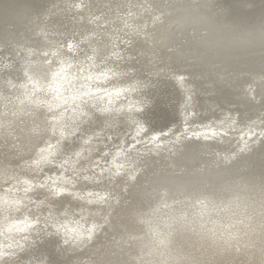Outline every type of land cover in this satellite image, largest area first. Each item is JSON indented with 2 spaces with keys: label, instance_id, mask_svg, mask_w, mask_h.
Wrapping results in <instances>:
<instances>
[{
  "label": "bare ground",
  "instance_id": "obj_1",
  "mask_svg": "<svg viewBox=\"0 0 264 264\" xmlns=\"http://www.w3.org/2000/svg\"><path fill=\"white\" fill-rule=\"evenodd\" d=\"M0 264H264V0H0Z\"/></svg>",
  "mask_w": 264,
  "mask_h": 264
},
{
  "label": "rangeland",
  "instance_id": "obj_2",
  "mask_svg": "<svg viewBox=\"0 0 264 264\" xmlns=\"http://www.w3.org/2000/svg\"><path fill=\"white\" fill-rule=\"evenodd\" d=\"M187 128V129H186ZM190 128V126H188V127H184V126H179L178 127V130L179 131H177V129L175 130V131H177V132H179L180 134H185V132L186 133H188V129ZM183 129V131H181ZM175 131H172L171 133H168V132H162L159 136H157L156 138H155V141L153 142V143H150V142H146V141H143V142H137L138 143V145H136V143L135 144H129V143H131L130 141H131V138H129V137H127V139L126 140H124L125 142L123 143L124 144V146H123V149H125L124 151V154L126 153V159H125V157H123L122 158V160L120 159V157L118 158L120 161L118 162V166H117V164H115L114 163V161H112V155L116 152L115 150H118L119 149V147L117 146L118 145V141L117 140H119V138L121 137L120 135H122L121 133H123V131H118L114 136H113V134H111V135H108V136H106L105 138H107V140H108V142H106V146H102V151L101 152H99L100 154L101 153H104L103 155H105V157H103V158H101L102 160H96V162H97V164L94 166V168H93V171L94 172H99V170H107V169H110V170H112L114 173H119V169H126V170H128L129 168H131V165H129L131 162H128V161H131V160H133V159H135V157L137 158V159H139L140 161H142V160H144L146 157H144V156H149L150 157V150H151V148L153 147V146H155V145H158V143L160 144L159 146H158V151L157 152H160L159 154L161 155L162 153H164L165 152V149H163V147H164V145L163 144H161V142H158L159 140H161V141H163V139H167V138H171L172 136H174L173 134L175 133ZM119 132H120V134H119ZM125 133H127V132H125ZM118 134V135H117ZM125 135V134H124ZM123 135V136H124ZM166 135V136H165ZM111 136V137H110ZM120 136V137H119ZM162 136V137H161ZM113 137V138H112ZM125 137V136H124ZM161 137V138H160ZM110 138V139H109ZM112 138V139H111ZM163 138V139H162ZM113 140V141H112ZM114 140H115V142H114ZM110 142V143H109ZM127 142V143H126ZM158 142V143H157ZM107 143H109V144H107ZM113 144H115L114 146H113ZM117 144V145H116ZM153 144V145H152ZM131 145H133V146H131ZM136 145V146H135ZM127 146V147H126ZM149 146V147H148ZM124 147H126V148H124ZM147 147V148H146ZM227 147V146H226ZM105 148V149H104ZM127 148H128V150H127ZM131 148V149H130ZM228 148V147H227ZM145 149V150H144ZM134 150V151H133ZM106 151V152H105ZM127 151H128V153H127ZM132 152V154H130ZM102 155V156H103ZM129 155V156H128ZM131 155V156H130ZM151 155H156V154H153L152 152H151ZM130 158V159H129ZM117 159V160H118ZM123 161V162H122ZM119 164H121V165H119ZM123 164V165H122ZM128 164V165H127ZM125 165V166H124ZM115 166V167H114ZM108 167V168H107ZM114 167V168H113ZM119 167H122V168H119ZM53 170H55V169H53ZM52 172V171H51ZM50 172V173H51ZM120 172H121V170H120ZM124 172V171H123ZM113 173V176H115V174ZM45 175H48V173H46ZM112 184V183H111ZM111 184H109V185H111ZM95 188H98L97 186H95ZM104 213V212H103ZM76 218V217H75ZM79 221L80 220H78V219H74L73 218V222H77V223H79ZM240 221V220H239ZM242 222V221H241ZM234 229V228H233ZM240 228H237L236 230L238 231ZM232 232H235V230L234 231H232ZM238 233H240V230H239V232ZM239 235H237L236 234V237H238ZM239 243H238V241L237 242H230V246L228 245V247H227V249H226V251L227 252H230L231 250L230 249H235L236 248V246L238 245ZM235 246V247H234Z\"/></svg>",
  "mask_w": 264,
  "mask_h": 264
},
{
  "label": "water",
  "instance_id": "obj_3",
  "mask_svg": "<svg viewBox=\"0 0 264 264\" xmlns=\"http://www.w3.org/2000/svg\"><path fill=\"white\" fill-rule=\"evenodd\" d=\"M20 58V57H19ZM12 60V59H11ZM17 60H16V57H15V59L14 60H12V64L13 65H15L14 66V68L15 69H17V67L19 66V64H17V63H15ZM19 76H21V74L19 73ZM197 143V142H196ZM193 145V144H192ZM192 145H181V147H179V149H180V151L179 152H182L181 153V155H180V157H181V159L185 156V158H189V155H191L192 153H194V151L193 150H190L189 148H190V146H192ZM252 149H253V147H252ZM249 150H251V149H249ZM167 151L165 150V152L164 153H162L161 155H160V157L159 156H157V155H154L153 157H151V162L149 163V164H147V166H145L142 170H141V172L139 171V173L138 174H136L135 175V177H134V179H133V181H131L132 183L130 184V182H129V187L128 188H133V187H131V186H135V183L136 182H138L139 180H141V179H143V176L145 175V174H147V175H149V173H151L150 171H152L151 170V167H150V165L152 164V163H154V164H156L158 167H159V165L163 168V167H165V169H167L168 167V165H167V162H166V159L168 158L166 155H167ZM217 152H212L211 153V155L209 154V152L208 153H205L204 154V157H202V159H203V161H204V166H202V170H203V172L205 173L204 175H206V174H208V176L210 177L211 176V174L212 173H210V172H216V173H214L215 175L214 176H216L218 173H224V172H226L229 168L228 167H223V166H228V165H226L225 163H223L221 160H222V158H221V160L220 161H218V160H216V155H218V154H216ZM174 156V155H173ZM249 155H245V154H241V155H238L237 154V156L236 157H234V158H237L238 157V161L240 160V159H243L242 161L244 162L245 160H247L246 158L248 157ZM170 157H172V155L170 156ZM176 157V156H175ZM195 157H197V156H195ZM199 157V156H198ZM214 157H215V159H214ZM157 159L159 160V161H157ZM233 158H231V160H232ZM235 160V159H234ZM215 161H218V162H216V163H220L219 164V169H216L215 168V170L216 171H214V169H212L213 171H210L211 170V168L209 167V166H207V165H212V166H214V165H216V164H214L215 163ZM238 161H236L237 162V164H238ZM13 162H14V160H13ZM158 162H160V163H158ZM227 162H229V161H227ZM166 163V164H165ZM241 163V162H240ZM233 165H235V164H233ZM233 165H229V166H233ZM156 168V167H155ZM218 168V167H217ZM208 170V171H207ZM156 171V170H155ZM157 173V172H156ZM168 173H170V172H164L163 173V171H162V173H161V175L160 176H164V175H166V174H168ZM174 173V172H173ZM190 174L192 173V172H189ZM175 175V174H174ZM181 175V174H180ZM218 175H220V174H218ZM156 176H158L157 174H153L151 177H156ZM175 178H179V175H176V177ZM136 180V181H135ZM135 181V182H134ZM128 188H127V190H128ZM134 189V188H133ZM124 196V195H123ZM134 196V199L133 200H139L140 199V196H138L136 193L133 195ZM141 202H143L144 203V201H141ZM162 210V209H161ZM119 241H125V240H123V238H120L119 239ZM131 241V240H130ZM132 242V241H131Z\"/></svg>",
  "mask_w": 264,
  "mask_h": 264
}]
</instances>
